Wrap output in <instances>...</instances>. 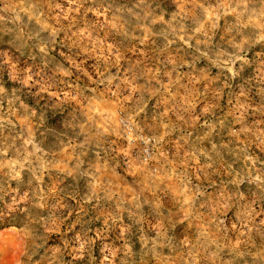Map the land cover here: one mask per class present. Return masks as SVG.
Listing matches in <instances>:
<instances>
[{"label":"clouds","instance_id":"1","mask_svg":"<svg viewBox=\"0 0 264 264\" xmlns=\"http://www.w3.org/2000/svg\"><path fill=\"white\" fill-rule=\"evenodd\" d=\"M0 264H264V0H0Z\"/></svg>","mask_w":264,"mask_h":264}]
</instances>
